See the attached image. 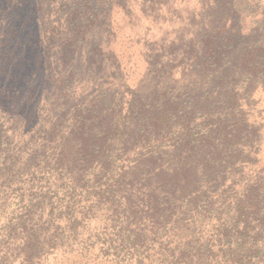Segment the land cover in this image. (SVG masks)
I'll return each instance as SVG.
<instances>
[{"label":"trees","instance_id":"16d2710c","mask_svg":"<svg viewBox=\"0 0 264 264\" xmlns=\"http://www.w3.org/2000/svg\"><path fill=\"white\" fill-rule=\"evenodd\" d=\"M118 1L0 0V264H264L258 42L168 31L135 76L85 39Z\"/></svg>","mask_w":264,"mask_h":264},{"label":"rangeland","instance_id":"374dc122","mask_svg":"<svg viewBox=\"0 0 264 264\" xmlns=\"http://www.w3.org/2000/svg\"><path fill=\"white\" fill-rule=\"evenodd\" d=\"M140 1L141 6H136L134 11L125 8V4L132 2V0H119L112 5L106 4L104 9L97 14L98 19H100L98 22L100 23L101 19L104 21L99 26L91 24L87 30V35H85L86 41H88V37L91 41L94 37H99L102 34L106 41L112 42L111 47L116 52L130 45L131 47L126 54L130 56H126L125 61L128 62L126 65H132L136 61L138 69L132 73L135 76L141 67V63L137 61V53L143 40L149 39L151 36L159 38L166 35L168 31H171L173 36L178 39L184 31L188 30L187 28L200 27L203 22H206L205 26L213 25V28L219 25L228 26V32L232 34L235 45L242 46L245 43L258 42L259 45H256V48L239 56L236 59V64L244 65L246 69L260 64L264 72V0H205V2L201 0L193 11L192 4L195 0ZM205 3L210 8L207 11L209 15L204 19L201 12L207 6ZM121 9L124 12L119 13L118 10ZM177 17L180 18L178 22L174 19ZM109 22L111 24H108ZM130 39L133 40V45L127 43ZM82 47L84 46L82 45ZM251 51L254 52L251 53ZM82 53L83 51L79 52L78 55ZM100 54L97 58L100 61H105L107 53ZM90 56L93 57L91 54ZM85 57L87 58V55ZM175 79L177 80V77ZM261 92H263L262 99L264 102V88ZM51 97H55L53 91ZM191 100V96H188L185 98L184 104ZM65 109V105L57 99L54 103V112Z\"/></svg>","mask_w":264,"mask_h":264}]
</instances>
